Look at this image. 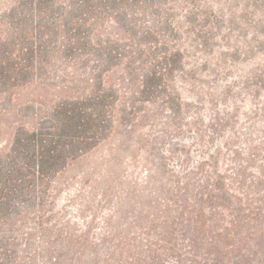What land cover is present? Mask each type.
I'll list each match as a JSON object with an SVG mask.
<instances>
[{"label":"rangeland","instance_id":"1","mask_svg":"<svg viewBox=\"0 0 264 264\" xmlns=\"http://www.w3.org/2000/svg\"><path fill=\"white\" fill-rule=\"evenodd\" d=\"M0 264H264V0H0Z\"/></svg>","mask_w":264,"mask_h":264},{"label":"trees","instance_id":"2","mask_svg":"<svg viewBox=\"0 0 264 264\" xmlns=\"http://www.w3.org/2000/svg\"><path fill=\"white\" fill-rule=\"evenodd\" d=\"M89 101V99H85V100H82V104L83 105H86L87 104V102ZM77 103H79V102H77ZM77 110H78V108H77ZM83 110V109H82ZM55 112H56V116H54V118H53V123H55V125L53 126V128H51L52 130H56L57 128H59V126L61 125V123H62V125H63V127L65 128V124L63 123V121H61V119L59 120V117H63V116H66V117H68V115L69 114H72V116H71V120H76V119H78L79 117H82L80 114H82V112H84V111H82V112H77L75 109H74V107L71 105V104H68V103H62L61 105H59L57 108H56V110H55ZM57 115H58V117H57ZM62 120H65L64 118L62 119ZM82 121H85V118L84 117H82V119H81ZM66 121V120H65ZM47 129V130H46ZM50 129V128H49ZM48 128H42V129H40L41 131H36V132H34L33 134H32V136L35 138V137H37V136H42L43 134H48V135H50V136H53V134L54 133H51V132H48V130H49ZM52 141H54V142H56V144H59V141L58 140H54V139H51V140H49V139H45V140H42L41 139V142H40V158H39V166L40 167H47V166H50L48 163H47V161H46V155H47V151H46V148H47V145H46V143L47 142H50V143H52ZM54 149H52V151H56L57 152V148H59V146L57 145V146H55V147H53Z\"/></svg>","mask_w":264,"mask_h":264}]
</instances>
